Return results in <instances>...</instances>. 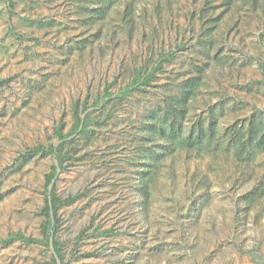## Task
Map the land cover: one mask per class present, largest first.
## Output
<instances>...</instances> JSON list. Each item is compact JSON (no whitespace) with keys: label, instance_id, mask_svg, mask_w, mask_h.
Instances as JSON below:
<instances>
[{"label":"rangeland","instance_id":"1","mask_svg":"<svg viewBox=\"0 0 264 264\" xmlns=\"http://www.w3.org/2000/svg\"><path fill=\"white\" fill-rule=\"evenodd\" d=\"M55 247L264 264V0H0V264Z\"/></svg>","mask_w":264,"mask_h":264},{"label":"trees","instance_id":"2","mask_svg":"<svg viewBox=\"0 0 264 264\" xmlns=\"http://www.w3.org/2000/svg\"><path fill=\"white\" fill-rule=\"evenodd\" d=\"M107 1L112 2V0H107ZM88 124H89V116L88 115H85L83 118L78 116L77 120H76V124H75V130H78L81 128L85 129ZM58 132L62 138H65L67 136V134H63L61 130H58ZM155 133H156V130L153 129V131H150V136L154 137ZM49 150L54 151V147H50ZM62 161H63L62 158L58 157V165L54 166L53 172H51L50 175L48 176V183L52 182L54 177L57 175L58 169L60 168ZM57 208H58L57 198H55V196L52 195L50 203H48L45 207V213L47 214V219L45 221L44 230H45L47 236H50V231H51V229H53L55 222L57 221ZM18 234L20 235V237H22L23 240H25L27 242L37 240V239L32 238V237L24 236L21 233H18ZM55 250H56L55 264H58L57 259L61 258L62 254H61V251L58 247H55Z\"/></svg>","mask_w":264,"mask_h":264}]
</instances>
